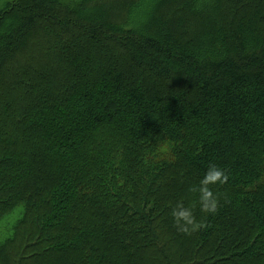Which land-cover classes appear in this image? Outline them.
<instances>
[{
	"label": "trees",
	"instance_id": "trees-1",
	"mask_svg": "<svg viewBox=\"0 0 264 264\" xmlns=\"http://www.w3.org/2000/svg\"><path fill=\"white\" fill-rule=\"evenodd\" d=\"M263 171L264 0H0V264H264Z\"/></svg>",
	"mask_w": 264,
	"mask_h": 264
},
{
	"label": "clouds",
	"instance_id": "clouds-1",
	"mask_svg": "<svg viewBox=\"0 0 264 264\" xmlns=\"http://www.w3.org/2000/svg\"><path fill=\"white\" fill-rule=\"evenodd\" d=\"M229 174L221 167L210 165L199 180L198 185L190 189L198 193L199 211L205 215H216L220 208V197L214 191L213 186H221L229 182ZM194 205H185L183 200L178 201L170 213L178 232L191 235L207 225L198 220Z\"/></svg>",
	"mask_w": 264,
	"mask_h": 264
},
{
	"label": "rangeland",
	"instance_id": "rangeland-1",
	"mask_svg": "<svg viewBox=\"0 0 264 264\" xmlns=\"http://www.w3.org/2000/svg\"><path fill=\"white\" fill-rule=\"evenodd\" d=\"M259 183H264V171H263V174H262V177H261ZM215 191H217V190H215ZM197 200H198V196H197ZM220 201H221V200H220Z\"/></svg>",
	"mask_w": 264,
	"mask_h": 264
}]
</instances>
